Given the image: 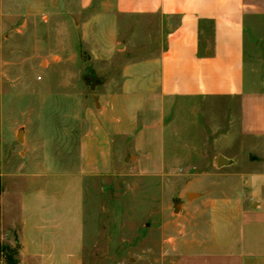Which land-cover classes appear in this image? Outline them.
Returning a JSON list of instances; mask_svg holds the SVG:
<instances>
[{"label": "crops", "instance_id": "obj_1", "mask_svg": "<svg viewBox=\"0 0 264 264\" xmlns=\"http://www.w3.org/2000/svg\"><path fill=\"white\" fill-rule=\"evenodd\" d=\"M80 3L84 8L92 0ZM98 8L110 17L146 21L153 32L150 39L156 41L137 56L133 52L114 91L105 88L100 95L95 119L78 138L79 163L73 173L78 181L73 191L81 198L85 177L105 174L118 163L143 174L169 171L175 157L165 155L169 111L177 110L181 102L184 111L199 104L206 109L203 101L227 105L237 100V119L232 115L228 123H237L234 136L226 134L228 127L220 135L215 120L198 129L197 145L187 136L182 138L178 157L182 172L197 180L182 199L179 236L168 247L172 257L164 264H264V89L246 79L245 57L246 22L252 18L256 26L264 21V0H98ZM120 38L115 35L113 42ZM2 64L0 55V135L1 99L9 79ZM29 77L33 79L32 74ZM34 113V108H24L19 121L10 119L11 110L6 114L15 134L22 129L25 148L20 161L6 157L0 144V243L17 241L18 264H31L42 252L57 251L51 234L56 219L47 214L53 188L38 183L39 175L47 171L38 153L41 135ZM200 114L204 121L206 116ZM221 140L230 148L240 142L238 150L244 153L226 155L217 146ZM246 141L252 143L244 145ZM219 157L224 159L220 167ZM210 177L216 179L208 182ZM5 178L14 184L13 209L18 218L6 215ZM23 178L28 180L23 183ZM38 200L44 201L46 215L37 207ZM81 200L77 207L82 220ZM82 238L83 230L76 240L68 237L67 245L80 249ZM0 264H5L2 258Z\"/></svg>", "mask_w": 264, "mask_h": 264}, {"label": "rangeland", "instance_id": "obj_2", "mask_svg": "<svg viewBox=\"0 0 264 264\" xmlns=\"http://www.w3.org/2000/svg\"><path fill=\"white\" fill-rule=\"evenodd\" d=\"M149 25L100 13L98 0L84 8L80 0H0L1 71L9 76L1 99V151L13 162L24 157L23 133L18 140V131L15 134L9 128L6 114L11 110L10 119L19 121L24 108H34L41 135L38 153L47 171L39 175L38 183L50 184L54 196L47 214L56 219L51 234L57 251L42 252L31 264L166 263L172 257L168 247L179 236L182 199L197 180V176L182 172V158H178L184 147L182 138L187 136L197 145L198 129L215 120L220 135L227 127L226 134L237 133V123L228 125L232 115L237 119V100L227 105L215 101L205 105L203 101L206 109L199 104L194 110L191 106L184 111L181 102L167 118L170 123L165 133V155L167 159L175 156L169 162V171L143 174L118 163L105 174L81 181L83 200L73 191L74 181H78L73 174L79 163L78 138L95 119L105 88L113 92L119 84L122 68L133 52L137 56L156 41L150 39L153 32ZM246 25V79L264 89V21L254 26L248 18ZM115 35L121 38L113 42ZM200 112L206 116L204 121ZM239 143L230 148L221 140L217 146L219 151L232 155L241 152ZM249 143L252 141L244 145ZM230 170L232 167L223 173ZM215 179L210 177L208 182ZM27 180L23 178L22 182ZM3 182L6 215L18 218L13 209V181L5 178ZM80 200L82 220L77 207ZM43 202L40 200L37 207L42 209ZM41 214L46 215L43 209ZM81 230L82 250H71L68 237L69 241L78 239ZM10 242L1 245L14 249L18 259L17 241Z\"/></svg>", "mask_w": 264, "mask_h": 264}, {"label": "trees", "instance_id": "obj_3", "mask_svg": "<svg viewBox=\"0 0 264 264\" xmlns=\"http://www.w3.org/2000/svg\"><path fill=\"white\" fill-rule=\"evenodd\" d=\"M2 193V185L0 180V195ZM0 258H2L5 264H18L16 259V251L10 250L8 247L2 246L0 243Z\"/></svg>", "mask_w": 264, "mask_h": 264}, {"label": "water", "instance_id": "obj_4", "mask_svg": "<svg viewBox=\"0 0 264 264\" xmlns=\"http://www.w3.org/2000/svg\"><path fill=\"white\" fill-rule=\"evenodd\" d=\"M22 133V129H19L17 132V139H20V134ZM222 162L224 164V159L222 157H219L218 159V166L220 167L222 165ZM226 162V161H225Z\"/></svg>", "mask_w": 264, "mask_h": 264}]
</instances>
